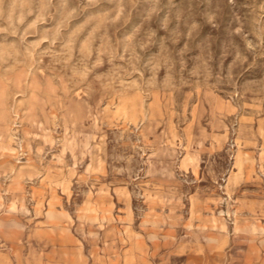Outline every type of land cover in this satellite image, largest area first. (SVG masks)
I'll return each instance as SVG.
<instances>
[{
  "label": "rangeland",
  "instance_id": "374dc122",
  "mask_svg": "<svg viewBox=\"0 0 264 264\" xmlns=\"http://www.w3.org/2000/svg\"><path fill=\"white\" fill-rule=\"evenodd\" d=\"M0 264H264V0H0Z\"/></svg>",
  "mask_w": 264,
  "mask_h": 264
}]
</instances>
